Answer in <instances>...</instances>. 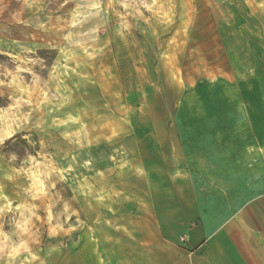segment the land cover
Returning <instances> with one entry per match:
<instances>
[{
    "label": "rangeland",
    "instance_id": "obj_1",
    "mask_svg": "<svg viewBox=\"0 0 264 264\" xmlns=\"http://www.w3.org/2000/svg\"><path fill=\"white\" fill-rule=\"evenodd\" d=\"M207 99L264 105V0H0V264L110 252Z\"/></svg>",
    "mask_w": 264,
    "mask_h": 264
},
{
    "label": "crops",
    "instance_id": "obj_2",
    "mask_svg": "<svg viewBox=\"0 0 264 264\" xmlns=\"http://www.w3.org/2000/svg\"><path fill=\"white\" fill-rule=\"evenodd\" d=\"M210 102L175 114L173 147L144 164L148 197L121 242L107 253L85 238L73 264H264V105Z\"/></svg>",
    "mask_w": 264,
    "mask_h": 264
},
{
    "label": "bare ground",
    "instance_id": "obj_3",
    "mask_svg": "<svg viewBox=\"0 0 264 264\" xmlns=\"http://www.w3.org/2000/svg\"><path fill=\"white\" fill-rule=\"evenodd\" d=\"M27 1H33L34 2L35 0H27ZM32 179H33V187H35V189L37 191H42L44 188V184H43V181L41 180L40 176L38 174H33Z\"/></svg>",
    "mask_w": 264,
    "mask_h": 264
},
{
    "label": "built area",
    "instance_id": "obj_4",
    "mask_svg": "<svg viewBox=\"0 0 264 264\" xmlns=\"http://www.w3.org/2000/svg\"><path fill=\"white\" fill-rule=\"evenodd\" d=\"M180 241L181 242H186V237L185 236L180 237Z\"/></svg>",
    "mask_w": 264,
    "mask_h": 264
}]
</instances>
